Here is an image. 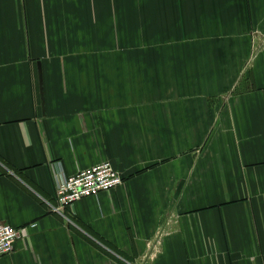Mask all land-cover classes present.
Here are the masks:
<instances>
[{
	"label": "crops",
	"instance_id": "0c3cea01",
	"mask_svg": "<svg viewBox=\"0 0 264 264\" xmlns=\"http://www.w3.org/2000/svg\"><path fill=\"white\" fill-rule=\"evenodd\" d=\"M0 223V264H264V0H0Z\"/></svg>",
	"mask_w": 264,
	"mask_h": 264
},
{
	"label": "built area",
	"instance_id": "2783aa9c",
	"mask_svg": "<svg viewBox=\"0 0 264 264\" xmlns=\"http://www.w3.org/2000/svg\"><path fill=\"white\" fill-rule=\"evenodd\" d=\"M122 183H124L123 175L110 161L94 165L60 182L56 193L58 205L52 209L64 214L65 210L78 201L115 189ZM30 226L36 227V224ZM28 228L29 226L16 228L0 223V257L14 251L15 242Z\"/></svg>",
	"mask_w": 264,
	"mask_h": 264
},
{
	"label": "water",
	"instance_id": "95a60500",
	"mask_svg": "<svg viewBox=\"0 0 264 264\" xmlns=\"http://www.w3.org/2000/svg\"><path fill=\"white\" fill-rule=\"evenodd\" d=\"M41 81H42V77H41ZM42 90H43V88H42Z\"/></svg>",
	"mask_w": 264,
	"mask_h": 264
}]
</instances>
